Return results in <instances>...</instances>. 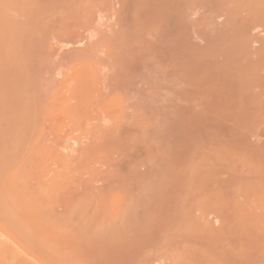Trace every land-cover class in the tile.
I'll return each mask as SVG.
<instances>
[{
	"label": "rangeland",
	"instance_id": "rangeland-1",
	"mask_svg": "<svg viewBox=\"0 0 264 264\" xmlns=\"http://www.w3.org/2000/svg\"><path fill=\"white\" fill-rule=\"evenodd\" d=\"M37 1L21 18L32 34L19 80L38 134L12 181L33 167L32 191L55 187L44 225L78 204L97 227L117 225L94 243L56 228L58 252L76 264H211L215 251L264 264L253 200L264 198V0ZM220 213L251 218L236 236Z\"/></svg>",
	"mask_w": 264,
	"mask_h": 264
},
{
	"label": "bare ground",
	"instance_id": "bare-ground-1",
	"mask_svg": "<svg viewBox=\"0 0 264 264\" xmlns=\"http://www.w3.org/2000/svg\"><path fill=\"white\" fill-rule=\"evenodd\" d=\"M44 1L46 2V0H44ZM65 1L66 0H64L63 3H65ZM45 2H42V4H44ZM50 2H52V0H50ZM50 2H49V4H50ZM37 3H38V6H40V8L42 6H44V5L41 6V3L39 4V1H37V0L36 1L35 0H0V264H33L26 257H22V255L20 254L19 251L12 248L8 244L6 239H10L13 242L17 243L20 246V248L29 255V257L38 260L41 264H76V261H74V259L72 257L66 258V256L61 255V253L63 254V252H61V253L58 252L59 247L56 249L55 243H52L53 242V238H51L52 236L49 237L50 234L55 235V233H57V236L59 237L58 229L60 227L63 229V227L67 228L69 226L67 230H71V227L74 226V231L77 232L78 235L85 238L86 241L91 240L92 243H94V240H92L94 238L95 239L97 237L98 238L99 237L104 238V236H106V235H108V236L115 235L114 233L117 232V227H116L117 225L114 224V227L111 226L112 228H108V225H107L106 227L108 229H101V228L97 227L98 224L96 223L97 222V220H96L97 216H95L96 214H93L96 217L95 218V217H93V215H90V212L87 213V211H86L87 208L85 209L86 205H82V204H78V205L75 204L76 206L70 207V210H67V211H69L68 216H64V217L61 216V217H59V219L56 218V221H54L56 223L53 224V221H52V223L49 221L54 220L55 218L52 219L53 214L50 213V210H48V209H50L49 206L51 204H53V202H51L52 200L50 199V197L53 196V194H54L53 192L55 191V189H53V188H55V187L52 186L53 187L52 188V187H50V185H45L46 183L43 182V184L45 183L44 185H41L40 187L36 186L37 190L34 187L35 190L32 191V189H30V187H29V186H31L29 181H30V179H32L33 177L36 176L34 173L33 167L32 168H26V169L23 167L24 171H22L20 173V177H19L18 181H15V182L12 181V177H13L12 171H14V173L16 172L15 171L16 166H17L18 161L22 157V154L23 153L27 154L28 152H26V149H27V151H29V149H30L31 143L30 144L28 143V141L30 142V137L33 140V137L37 136V134H38V133H36V135H34V132L36 131L35 128L36 127L38 128V126H36L37 125L36 114H34V112L31 113L29 111V109L26 108V106H24V104H21L20 99H21V97H24V96H22V91L24 92L23 88H25V86H22L23 81L21 82V80H19L21 78L23 79V76H24V75L23 76L21 75L22 71L20 68H21V62L23 59V48H24V45H26V44H24L26 42V35H28L29 33H30V35L32 34V32L28 33V31L30 30L29 29L30 26L28 27V24L25 23V22L29 21V20H27L28 18L26 19L25 22L22 21L21 18L29 17L30 11L31 10L33 11L35 6H37ZM54 5L55 4H53L52 7ZM57 5H58V3H57ZM49 7H51V6H49ZM52 7H51V9H52ZM37 8H39V7H37ZM58 8H60V7H57V9ZM36 10L37 9H35V11ZM39 10L42 11L43 9L41 8ZM35 11H33V12H35ZM37 13H40V11L38 12V10H37ZM18 17H20V18H18ZM24 18H23V20H24ZM32 24H33V22H32ZM32 31H33V29H32ZM25 81H27V80L25 79ZM28 82H29V80H28ZM30 87H31V85H30ZM30 89H27V90H30ZM32 90H33V88H32ZM27 94H28V92H27ZM31 94H33V91ZM26 98L27 97H24L23 99H26ZM35 98H37V97H35ZM35 98H33V99H35ZM31 99L32 98H30L28 100L31 101ZM27 101H26V103H29V101L28 102ZM35 101H37V100H35ZM35 104H36V102H35ZM30 105L33 106L32 104L29 103L28 107H30ZM34 108L36 109V106ZM30 110L32 111L34 109L30 108ZM67 110H71V108L70 109L67 108ZM60 111L63 112L61 109H60ZM56 112H59V110ZM64 112L66 114L65 110H64ZM46 113H48V112H46ZM70 114H71V112H70ZM40 118H41V115H40ZM32 135H33V137H32ZM28 145H30L29 149H28ZM73 148H75V147H73ZM67 149H68V147H67ZM23 159H21V160H23ZM33 164H35V163H33ZM38 164H39V162H38ZM36 167H38V166H36ZM41 169H42V167H41ZM43 172H44V170H43ZM40 173H41V171H40ZM41 176H43V175H41ZM41 176L39 174V177H41ZM46 178L47 177H45V179ZM35 179H36V177H35ZM38 179H40V182L43 181L41 178H38ZM161 180H162V178H161ZM163 180H165V179H163ZM163 180L162 181L159 180V182L162 183ZM47 182H50V181H47ZM155 183L157 185V182H155ZM155 188H156V186H155ZM157 189L160 190V188H158V187H157ZM256 196L257 195H254L255 198L254 199L252 198V199L254 201L257 200V203L256 202L255 203L258 204L257 205L258 207H256V208H257V212L258 213L260 212V213L256 214L254 212L255 213L254 216L257 217L258 215L262 214V215H260V217H257V218L260 219L262 216L264 219V212H262V211H264V205L261 206L262 204H260V202L264 203V202H262V201H264L263 200L264 198H258L259 196H257V197ZM252 199H251V203H252ZM43 205H46L43 209H47L48 214L50 213V215H51L50 216L51 219L48 221V219L46 218L47 222L45 221L47 223V224L45 223V225H48L49 229L44 228V226H45L43 223L44 220H41V221L38 220V213L40 210H42L40 208L43 207ZM254 206H256V205H254ZM260 206L263 208L262 211H261ZM258 208H259V211H258ZM43 211L44 210H42L43 214H47V213H45L46 210H45V212H43ZM205 212L208 213L207 211H205ZM93 213H96V212L94 211ZM241 214H242V212H241ZM241 214H240V217H241ZM220 215L222 216L221 218H220V216H218L220 220L222 219L221 220L222 223L219 220L221 223L220 226L223 224L224 227L223 226L222 227L224 229L226 228V230H228L227 232H230V234L232 233V235L233 234L236 235L235 230H237L240 227L242 228V229L240 228L242 231L245 229V227L243 226L244 224L243 225L240 224V222H242L244 218L241 220L238 219V222H239L238 223L237 221H235L232 218V216L230 218L229 217L227 218L226 216H224V214L222 215V213H220ZM242 215H244V214H242ZM250 216H249L248 220L246 219L247 221H250L249 220L251 218ZM256 217H255V220H256ZM207 219H208V217H207ZM252 219H254L253 216H252ZM38 221L41 223H39ZM245 221H243V222L246 223ZM48 223H51V225ZM65 223H67L69 225H67ZM211 223L213 224V222H211ZM214 223H217V221H215ZM52 224L54 225L55 228L52 226ZM55 224L57 225V227L55 226ZM64 224H65V226H64ZM237 224L239 226L240 225L241 226L239 227ZM40 225L42 226V228L45 229L44 231L46 232V234H45V232H43ZM70 225H71V227H70ZM99 225H100V223H99ZM209 225H210V223H209ZM236 225L238 226L237 229H236V227H237ZM246 225H247V223H246ZM49 226L53 230L50 229ZM212 226L205 225V229H207L206 232H210L212 229H215L214 227L211 228ZM248 226H249V224H248ZM56 228H58L57 232H55L56 230H54ZM188 228H189V225H188ZM190 228H191V226H190ZM216 229H218V228L216 227ZM216 229H215V232L216 231L218 232V230H216ZM219 229H221V228H219ZM240 229H238V230H240ZM48 230L50 231V233ZM63 230H65V229H63ZM63 230L60 231V233L63 232ZM246 230L248 231V229H246ZM51 231H53V233ZM118 231L121 232V228ZM213 232L211 234L212 236L217 234V232L216 233L214 232L215 234H213ZM219 232H220V230H219ZM227 232H223V233H227ZM238 234H240V233H238ZM246 234H248V233H246ZM63 235H64V233H63ZM208 235L211 236L209 233H208ZM236 236H238V235H236ZM58 237H56V238L58 239L57 242L59 243L60 238H58ZM111 238H112V236H111ZM51 239H52V241L50 242ZM214 241H216V240H214ZM217 243L219 244V242H217ZM211 249L213 250V247ZM229 249H228V251H229ZM214 250H217V249H214ZM214 250H213V252H214ZM222 250H223V247L220 251H222ZM239 250H240V248H239ZM213 252H211V253H213ZM214 253H216V251ZM214 253L212 254L214 259L212 257H210V260H209V261L213 260V262L211 264H227V263H224L227 260L226 256L224 255L226 253V251L223 254L220 252L221 255L218 253L219 257H214V255H215ZM231 253H234L232 251V249L230 250V254ZM62 256H64V257H62ZM177 256H179V255H177ZM227 256L229 258V254ZM207 257L208 256L205 257V261H207L206 260ZM222 258H226V259H222ZM173 261H174V259H173ZM175 262L176 261H174V264H175ZM179 262H183V264H187L184 260L182 261L181 258H180ZM209 263L210 262H208V264ZM180 264H182V263H180ZM194 264H196V263H194Z\"/></svg>",
	"mask_w": 264,
	"mask_h": 264
}]
</instances>
